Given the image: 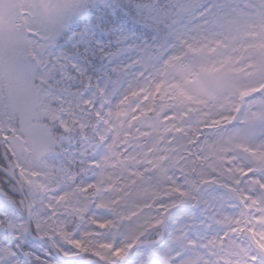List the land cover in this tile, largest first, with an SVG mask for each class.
Instances as JSON below:
<instances>
[{"label": "snow or ice", "instance_id": "obj_1", "mask_svg": "<svg viewBox=\"0 0 264 264\" xmlns=\"http://www.w3.org/2000/svg\"><path fill=\"white\" fill-rule=\"evenodd\" d=\"M0 264H264V0H0Z\"/></svg>", "mask_w": 264, "mask_h": 264}]
</instances>
